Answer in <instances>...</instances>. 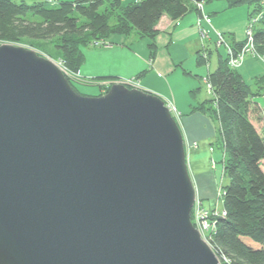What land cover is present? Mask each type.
<instances>
[{
  "label": "water",
  "instance_id": "1",
  "mask_svg": "<svg viewBox=\"0 0 264 264\" xmlns=\"http://www.w3.org/2000/svg\"><path fill=\"white\" fill-rule=\"evenodd\" d=\"M195 193L159 95L85 96L52 60L0 46V264H221Z\"/></svg>",
  "mask_w": 264,
  "mask_h": 264
},
{
  "label": "trees",
  "instance_id": "2",
  "mask_svg": "<svg viewBox=\"0 0 264 264\" xmlns=\"http://www.w3.org/2000/svg\"><path fill=\"white\" fill-rule=\"evenodd\" d=\"M207 1L212 0H0V44L26 38L53 40L69 72L79 74L85 63L83 46L92 41L105 42L113 34L136 32L152 38L154 60L160 32L157 25L162 17L178 21L191 11L200 12L197 3ZM222 1L229 8L249 3L253 6L250 15L264 10L262 0ZM243 42L233 41L235 53L242 49ZM255 43L264 53V21L256 29ZM198 60L203 62L200 57ZM146 71L136 77L140 79ZM102 78L106 77L96 79ZM209 80L216 97L193 106L190 112L199 110L216 117L219 143L225 151V172L230 179L223 189L226 214L215 216L210 244L221 264H264V136L250 117L264 75L256 78L255 89L229 66L226 57L220 56Z\"/></svg>",
  "mask_w": 264,
  "mask_h": 264
},
{
  "label": "rangeland",
  "instance_id": "3",
  "mask_svg": "<svg viewBox=\"0 0 264 264\" xmlns=\"http://www.w3.org/2000/svg\"><path fill=\"white\" fill-rule=\"evenodd\" d=\"M28 1L31 2L32 0H28ZM131 1L133 0H127V2H131ZM214 1L217 0H212L207 2L211 3ZM56 2L58 3L59 1ZM199 4L200 3H197V7L200 9L201 12L200 18H204L203 11L207 3L201 2V4H203V7H201ZM252 7L253 6L251 4L245 3L215 14L216 16L213 17V19H214V25L217 29L213 27V24L211 23L212 19H210V22H208L205 19L209 24V26L215 31V32L212 31L210 28V31H212L211 36L213 41L209 43L210 46L206 43V41L211 38L210 31L205 29L208 32L206 33V37H205L202 31V29L204 28L201 27V30L200 29L199 30L202 39V45H201L202 49L198 53H196L195 51L192 53L191 52L183 53L182 50L176 49L174 55L180 56L182 54L183 56L181 59L179 58L177 60L176 62L177 64L174 71L171 70L172 72L171 76H167L169 73L165 61L168 59L166 55L167 45H169L167 43L168 41L167 36L165 32L159 33V36L157 35L156 43L159 44L158 61L163 65V68L159 67V69L165 78L163 80L166 81L169 86L170 85L172 86V89L174 90V92H176L175 95L181 101L191 104L192 99L194 101H198L201 99L203 95L204 96L210 95V97L204 100L203 102L207 100L209 101V99L216 97L213 91L214 88L212 86V83L209 80V74L211 71H214V69L217 67L220 56L226 57L228 59L229 66L233 69H237L235 67H232L231 62L229 63V60L231 61V58H230V53L228 52V47H226L225 44L220 43L222 39L219 37L218 32L223 30L225 24L230 25L231 30L222 33L223 42L225 41L227 44H230L229 37L231 38L232 34L236 36L238 39L242 37H246L247 27L249 22H251L250 20H252L253 15L249 16V18L247 19L244 25L242 21L246 16L245 13L247 12V10L248 9L251 10ZM227 33H229L228 35L229 37L227 36ZM52 42L53 40L31 41L26 38V39H22L17 43H2L0 44V46L3 44H13L17 46L26 47L27 49H32L38 52L41 56L52 60L64 72L70 84L71 83L74 84L77 87L78 92L85 96H99V94L102 95L107 94L111 89L112 85L122 84L121 82H123L126 79H130L129 81L126 80V85H125L129 89L136 88V89L144 90L140 85V79H138L136 76L128 78L122 76L119 77V75H125V74L127 75L128 73H132L134 69L139 68L138 70H140L145 65L146 66L148 65L151 59V48H150V44L152 42L151 37L149 36L141 37L136 32H132L130 35L113 34L109 39L105 40V42L92 41L89 44V46H83L82 48L85 55V63L81 67L82 70L80 69L79 74H73L72 72H69V70L65 66L64 60L60 55L59 50ZM182 43L183 40H179L176 45H172V46L178 47ZM244 45L250 46L251 45L250 39L247 40L244 39L243 46ZM108 47H114V48L113 50L107 52L102 56L96 55V52L98 50H103ZM254 48H256L255 49L256 54H254L253 51H247V52L243 51L242 54L245 55L243 63L244 62L247 63V67H253L252 70L255 69L258 71H263L262 69H264V53L259 52L256 44ZM156 49L158 50V48ZM241 51L242 49L238 53H240ZM238 53L235 54L237 55ZM199 57L203 60L202 63L199 62L198 60ZM243 63H241V65ZM98 75L105 76L106 78H102L103 80L96 79L97 77H99ZM251 75L252 74H246L245 78L248 80L249 83H251L250 85L256 87L255 80ZM194 92L197 95V98L195 99H194V97H196L194 96L195 94H192ZM188 99H190V101H186ZM164 101L166 106L170 110L169 103L171 102H168L167 100ZM259 101L261 105L264 107L263 96H260ZM252 108L253 110L255 109L253 105ZM194 111H199V110H194ZM199 112L207 115L211 119L216 129L215 139L210 144L211 152L221 153L220 160H218L219 158L218 154H216L213 158H210V167L211 169H213L212 170L213 175L215 177L216 182L218 183L217 187L215 188L216 189L215 195L213 197H208V196L202 197L197 187V180H196L197 175H195L196 171L194 172V169L193 167H191L189 162V157L191 155V152L199 147V143L196 141L189 142L184 138L189 175L191 177L196 192L194 206L191 211V221L195 225V227L196 226L198 227V225H200V227L201 226L204 227L205 222L207 220L210 221V222L208 221L209 224H207L208 228L206 230L202 229L200 233L202 238L211 246L209 240L213 232L212 223L214 221L215 216H217L216 215L217 212H222L224 210V206H222L223 192H224L223 189L224 186L229 183L230 179L225 172V164H224L225 151L221 143H219L220 142L219 123L213 114L204 111H199ZM259 113L264 123V108H261V110H259ZM171 114L178 122L182 130V120H181L180 112L178 111L177 113L174 112L173 110V113L171 112Z\"/></svg>",
  "mask_w": 264,
  "mask_h": 264
},
{
  "label": "crops",
  "instance_id": "4",
  "mask_svg": "<svg viewBox=\"0 0 264 264\" xmlns=\"http://www.w3.org/2000/svg\"><path fill=\"white\" fill-rule=\"evenodd\" d=\"M127 2V0H125ZM226 9H230L227 6V3L225 1H214L211 3H207L204 8V12L209 16L210 19H212V24L215 29H217L214 25V19L217 13H220L221 11H225ZM251 13V10L248 9L247 12L245 13V18L243 19V25L249 18ZM201 27L204 29H207L210 31V26L207 23V21L204 18H200V12L198 11H191L189 12L186 16H184L182 19H179L178 21H173L170 17L164 16L160 20L159 24L157 25V28L160 30L159 33H164L167 36V50H166V55H167V70H168V75L171 76V70L174 71L176 67V62L180 58H182V54L180 56L174 55V52L176 49H180L185 52H200L202 49V39H201ZM221 28V27H218ZM200 29V30H199ZM212 31H214L211 28ZM219 30V29H218ZM230 25L225 24L223 27V30L221 32H226L229 31ZM212 31H210V39L206 41V43L209 45L210 42H212ZM215 32V31H214ZM215 35V33H214ZM229 33H227V36ZM159 36V34H158ZM229 37V36H228ZM245 37H242L238 39L236 36L233 34L231 35V38L229 37L230 44L235 41H243ZM179 40H183V43L179 45L178 47H174L172 45H176ZM156 42H157V36H156ZM205 45V44H204ZM210 46V45H209ZM205 47V46H204ZM114 47H108L103 50H98L96 52V55L102 56L106 54L107 52H110L113 50ZM156 49V56L154 60L149 61L148 65L144 66L142 69H134L132 73H128L127 75H119L122 77H133L137 76L140 72L147 70L142 77H140V85L141 87L153 94H157L161 96L164 100H167L168 102H171L172 104L175 105L177 110L181 114V120H182V131L184 134V138L187 141H196L199 143V147L191 152V155L189 157V162L191 167H193L194 172L196 171L195 175H197V187L198 191L201 194L202 197L208 196V197H213L215 195L216 187L218 183L215 180V177L213 175V169L210 167V158H213L216 154L219 155L218 160L221 158V153L220 152H211L210 149V144L214 141L215 136H216V129L214 127V124L212 123L211 119L205 115L204 113H201L199 111H193L190 112L192 107L202 103L204 100L210 97V95L207 96H202L200 100L194 101L192 99V103L188 104L183 101H181L175 94L174 90L172 89V86L168 85L166 81L163 79L164 76L162 72L160 71L159 67L163 68V65L158 61V53H159V44H157ZM124 51V50H123ZM132 69V68H131ZM253 67H247V63H243L240 67L237 68L239 73L243 76L245 81L248 84H251L248 82V80L245 78L246 74H252L254 80H256L257 77L263 76L264 75V69L263 71H258V70H252ZM82 70V69H81ZM252 70V71H251ZM100 74V73H98ZM120 74V73H117ZM96 76V75H93ZM99 76V75H98ZM105 83V82H104ZM253 88H257L253 87ZM192 94H195L192 93ZM194 99L197 98V95L195 94ZM260 96L264 97V84L263 88L261 89V93L258 94L253 98V107L255 109L251 110L250 112V117L252 122L255 124L259 132L264 136V123L262 121V118L260 116L259 110L261 108H264L260 101L259 98ZM190 101V99L186 100ZM196 102V103H195ZM259 113V114H258ZM262 167L264 169V160L262 161ZM223 206V204H222Z\"/></svg>",
  "mask_w": 264,
  "mask_h": 264
},
{
  "label": "built area",
  "instance_id": "5",
  "mask_svg": "<svg viewBox=\"0 0 264 264\" xmlns=\"http://www.w3.org/2000/svg\"><path fill=\"white\" fill-rule=\"evenodd\" d=\"M201 7H203V4H199ZM262 5L264 6V0H262ZM203 10V9H202ZM203 17H204V19H206L208 22H210V18H209V16L203 11ZM253 18H252V20H250L251 22H249V24H248V27H247V33H246V37H245V39L247 40V39H250V46H243V48H242V51L240 52V53H238L237 55L235 54V52H234V49H233V46L232 45H230V44H227L225 41L223 42V37H222V33L223 32H221V31H219L218 32V35H219V37L222 39L221 40V44H225L226 45V47H228V52L230 53V58H231V61L229 60V63L231 62V65H232V67H235V68H238L240 65H241V63H243V61H244V58H245V55L244 54H242L243 53V51L244 52H247V51H253V53L254 54H256V51H255V49L256 48H254V46H255V32H256V29H257V27L258 26H260V25H262L263 24V21H264V10H261V11H259V12H256L255 14H253V16H252ZM251 23V24H250ZM202 31H203V34L205 35V37H206V33H208L205 29H202ZM255 51V52H254ZM242 54V55H241ZM127 81H129L130 79H126ZM126 80H124L123 82H121L122 84H124V85H126ZM170 104V111L173 113V110H174V112H177L178 113V111H177V108L174 106V104H172V103H169ZM225 215L226 214V211H225V209L222 211V212H217V214L216 215ZM205 217V216H204ZM208 221L209 220H207L206 222H205V225H204V227H200V225H198V227L196 226V228L199 230V231H201L202 229H207L208 228V225L207 224H209L208 223ZM210 222V221H209ZM212 225H213V230L216 228V221L214 220L213 221V223H212ZM195 226V225H194ZM210 229V228H209ZM211 237V236H210ZM210 241V240H209Z\"/></svg>",
  "mask_w": 264,
  "mask_h": 264
}]
</instances>
